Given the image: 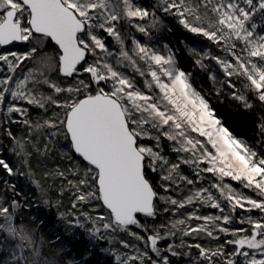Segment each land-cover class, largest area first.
Instances as JSON below:
<instances>
[{
    "label": "snow or ice",
    "instance_id": "1",
    "mask_svg": "<svg viewBox=\"0 0 264 264\" xmlns=\"http://www.w3.org/2000/svg\"><path fill=\"white\" fill-rule=\"evenodd\" d=\"M159 8L165 14L178 17L186 30L202 34L226 53V57H218L192 50L198 56L195 63L202 68L206 67L205 59L217 62L226 77L224 86L234 90V99L251 108L245 93H252L264 103V29L258 31L260 25L254 22L258 14H264V0H161ZM149 17L155 28L159 23L155 12L150 13L135 0H0V46L14 42L33 45L24 52L0 54V106L7 113L15 112L22 117L27 115V109L17 101H26L41 109L50 104L63 110L62 117L55 114L56 119L38 122L34 129L28 120L23 123L37 133L42 128L55 129L49 133V140L62 130L72 150L86 162L83 178L69 184L78 193L76 202L97 200L108 210L107 217L103 214L96 217L103 223L94 227L92 234L99 233L101 228L128 232L146 246L141 250L120 241L125 248L134 250L133 254L116 257L121 264H170L168 256L161 255L158 242L166 236H175L177 231H182L183 236L203 234L214 240H220V234L231 237L215 248L200 243L185 244L182 240L179 247L198 250L195 257L190 251L185 253L192 264H264V155L235 138L215 118L207 100L192 87L190 74L177 66L173 51L166 45L163 46L165 54L161 48L133 37L131 50L126 49L118 25L127 21L151 41L149 28L133 23ZM101 33L119 46L117 53L114 54ZM45 41L54 42L55 58L42 57L38 67H28L18 73L22 64L43 50ZM89 55L93 57L91 62ZM114 55L115 59L110 60ZM227 56L234 58L235 63ZM121 66L131 68L135 75L121 71ZM50 71L58 72L65 79L87 74L89 81L76 79L75 83L61 87L51 81ZM136 75L144 78L145 90L138 86ZM233 76L237 77L235 82L231 79ZM91 84L98 87L92 89ZM44 86L56 94L67 95L55 98L45 95L40 91ZM9 97L11 102H7ZM259 128L264 134V123ZM144 138L156 141L155 150L140 142ZM162 138L172 141L173 150L188 153V157L169 164L161 155ZM209 146L213 151H209ZM48 147L46 143L44 150ZM17 148L18 154H23L24 143L17 142ZM157 161L161 170L166 167V174L161 177L168 182L161 185L165 192L174 190L173 186L180 189L179 182L194 185L203 179L202 173L215 175L218 182L207 188L188 189L181 199L159 195L147 177L148 172L157 170L153 166ZM203 163L208 167L200 168ZM181 164L194 167L196 180L179 175ZM0 167L9 175L14 174L4 159H0ZM225 177L239 182L244 189L255 193L256 198L224 184ZM157 200L171 206L163 208L164 212L198 204L215 209L218 214L201 216L194 210L186 219L171 223V229L176 231L161 235L158 229H146L139 219V214L147 217L158 214ZM19 207L16 200L10 204L0 202V232L6 234V239L0 241V249L9 253L8 260H0V264H56L51 259H42L33 235L14 225ZM238 210L248 215L237 217ZM253 211H258L259 216L253 217ZM83 215L92 219L87 213ZM191 220L201 223L189 226ZM75 223L83 227L79 220ZM234 223L238 227H230ZM131 226L143 229L147 238L132 232ZM181 226L184 227L181 229ZM168 227L160 226L161 229ZM17 240L19 243H14ZM227 246H232V250L228 251ZM173 247L168 245L167 251L173 256L179 255ZM149 251L155 254V259Z\"/></svg>",
    "mask_w": 264,
    "mask_h": 264
},
{
    "label": "rangeland",
    "instance_id": "2",
    "mask_svg": "<svg viewBox=\"0 0 264 264\" xmlns=\"http://www.w3.org/2000/svg\"><path fill=\"white\" fill-rule=\"evenodd\" d=\"M159 3L161 0H157ZM136 3L141 5L143 7V3L141 0H135ZM201 12L204 11L203 8L200 9ZM151 13V12H150ZM159 23L156 27L161 26V21L156 16ZM262 20H264V14H258L254 18V22L260 25V28H258V31L261 29H264V23H262ZM133 23H140L144 24L146 27L153 28L152 27V18H146L145 20H134ZM118 27L120 28L121 34L122 32L126 31L127 28L132 27V25L128 24L127 21L121 22ZM155 27V28H156ZM133 28V27H132ZM133 33L135 35L142 34L139 33L134 29ZM128 34V33H126ZM102 35V33H101ZM124 35V34H122ZM105 38V33L104 35ZM125 40V46L128 47V43L126 42L127 36L124 37ZM106 42V41H105ZM107 43V42H106ZM109 46H111V50L115 53L118 51H115L114 49L117 48L118 45L115 44L113 41L112 43H107ZM213 50L210 49H203V48H191L190 51L193 53L192 50H195L197 53H203V52H210L214 56L218 57H226V53L219 47L216 43H214ZM21 49L17 50H6V48L0 46V54L10 52V51H16V52H24L27 51L30 47L33 45L30 43H20ZM42 51H38L35 54V57L31 61H26L24 64L21 65V69H18V73L26 69L28 67H38V62L42 57L45 56H51L53 59L55 58V52L52 45L48 43V41H45L44 44H42ZM166 54V51L164 52ZM196 59H198V56L195 55ZM89 62L92 61L93 57L91 55L88 56ZM115 57L110 58V60H114ZM227 59H229L232 63H235L234 58L231 56H227ZM210 61L209 63L211 66H214L212 78L215 77L216 82L222 87H225L229 90L234 91L233 89L224 86L223 81L226 79L222 69L217 64V62L211 58L205 59L203 63L206 65V62ZM126 74V71H124ZM216 72V73H214ZM190 74V73H189ZM84 74L79 75L78 77H74L73 79H65L62 77L58 72L56 71H50L48 73V76L50 77L51 81L54 83H57L61 87H67L68 84L75 83L76 79H83L86 83L89 81V78L86 76H83ZM136 81L138 86L142 89H144V78L139 77L136 75ZM233 81L237 80V77L233 76L231 78ZM190 82H191V74H190ZM192 84V82H191ZM96 85V84H95ZM193 87V85H192ZM194 88V87H193ZM196 90V89H195ZM237 90H239V86L237 85ZM41 92H43L45 95H52L54 98L59 95L61 97L66 96V93L56 94L55 92L50 91L46 86L41 87ZM197 91V90H196ZM199 92V91H197ZM200 93V92H199ZM201 94V93H200ZM202 95V94H201ZM203 96V95H202ZM204 97V96H203ZM7 102H11V98H8ZM19 106L27 109V115L26 116H20L18 113H7L5 108L3 106H0V130H1V122L2 118L5 116L7 117L11 122H15L18 125V128L20 132H26L28 133L29 137H15V140L13 141V146L11 148V159L12 164L16 168H13L14 174L21 175L23 179V185L24 188L21 190V195L18 197H14L13 200H16L20 207L16 210L20 211V208L25 207H37V208H44V205L53 204L57 209H59V217L61 218L62 223L64 224L66 233L70 234L73 232H76V230H83L88 237L91 239V244L102 247L103 250L113 253L115 256V260L118 264H121L119 260L116 259L117 256H123V255H130L133 254L132 248H125L123 244L120 243V241H126L127 243L131 245H136L141 248V250L145 249V245L141 242L136 240L133 236L129 235L128 232H121L116 231L112 232L110 230H104L101 228V231L95 235L92 234V230L94 227H99L102 225L103 221L96 220V217L98 215H105V217L108 216V210L102 206L101 201L92 200L89 203H82V202H76V196L78 195L76 189L72 187L69 184V181H72L74 184L78 183V180L80 178H83V170L85 168V164L81 162V157L77 156V158L73 157V152L70 141L65 139V135L63 134V131L61 130L59 134H57L54 138H52L50 141L48 139H45L44 142H47L49 145L47 151L44 150V146L41 144V138L44 135H49L50 132L56 131L55 129H49V128H42L39 130V133H37L35 130L30 131L29 126L24 124V120H28L29 123L32 125L33 129L35 128V125L38 123V118L41 119V115H46L47 113L49 116H44V120L48 119H56L55 114H60V112H63L62 109H59L55 107L54 105H47L45 109H41L36 105H29L26 101H17L16 102ZM37 113L36 118H33V114ZM41 114V115H39ZM62 117V114H60ZM216 118V116H215ZM34 119V120H32ZM37 119V121H36ZM43 120V121H44ZM47 132V133H46ZM156 133H153L155 135ZM192 136L198 137V134L191 133ZM32 137V138H31ZM203 139V138H200ZM239 140V139H238ZM242 141V140H241ZM17 142L24 143V150L23 154H18L19 149L17 148ZM142 144L154 147L155 150V144L156 141L149 138H144L140 141ZM35 147H32V146ZM175 145L172 141H168L166 139H161L160 141V151L161 155H163L166 160L169 162V164H176L179 162L180 158H187L188 153H182V152H176L174 151ZM209 151H213L211 147L209 146ZM1 154V151H0ZM75 154V153H74ZM1 156V155H0ZM31 160H33V167L29 166ZM66 164L69 165V168L67 171H65V168H61V166ZM62 166V167H63ZM157 170L154 172L156 173L157 177V185H158V194L162 196L172 195L174 198L181 199L184 195L188 193V189L195 190L196 188H207L212 183L218 182V178L211 174V173H202L203 179L197 180L194 185H186L183 182H179L181 187L180 189H175V186H173L174 190H171L169 192H165L163 188L161 187L162 184L168 183L161 179L163 175L166 174V167L164 170L160 169V162L157 161L155 165H153ZM208 167L207 163H203L200 165V168H206ZM179 175L181 176H187L190 179L193 177V180H196L195 175V169L192 165H185L181 164L179 168ZM62 172L64 175L61 176L59 173ZM191 176V177H190ZM224 184L231 185L234 189H236L239 192H243L245 195L255 197V193H253L250 190L244 189L243 186L236 181H232L231 178L225 177L223 179ZM85 189L81 188V191H84ZM214 194L218 196V193H216V190H212ZM1 202V201H0ZM76 202V206L73 207V203ZM157 208H159L161 212V219L159 221L158 225L150 224L149 226H146V229L153 230L158 229L160 230L161 235H164L167 231H176L175 229H171L170 225L172 222L180 219H186L189 213H191L194 210H198V214L201 216L204 215H215L218 214L217 210L212 209L210 207H204L200 205H189L185 208L178 209L177 211H168L164 212L162 211L163 208H171L170 205L165 204L163 201L157 200L156 201ZM84 213H87L89 217L92 219H87L84 217ZM259 213L258 211H253L251 215ZM242 215H248L247 213H242L240 210L237 211L236 216L240 217ZM256 217L259 216V214L255 215ZM253 216V217H255ZM79 220L80 224L83 225V227H80L78 224L75 223V221ZM95 220V224H93V221ZM14 225L18 228V230H24L33 235V239L40 247L42 244V235L37 231V229L34 226H31L30 224H17L15 222L14 218ZM198 223H201V221L191 220L188 221L189 226H195ZM161 225H168V228L161 229ZM184 226H181V229ZM230 227H238L235 223L231 225ZM245 227H247L245 225ZM132 232H137L141 236H145V231L143 229H138L135 226H131ZM221 239L220 240H214L211 238H208L201 234L200 236H183L182 231H177V234L175 236H166V238L162 239L158 242V247L162 250L161 255H167L168 258L170 256H173L170 252L167 251L168 245H173V250L180 253L179 255L174 256L176 259L174 262L170 261V264H192L191 259L189 256L185 255L187 252H191L192 257H195L198 255V250L194 247L191 249H188L186 247H179L181 244V241L185 244H196L200 243L204 247H211L215 248L218 244L222 243L225 238H231V237H225L224 234H220ZM6 239V238H5ZM19 243V241H15ZM14 242V243H15ZM54 246V245H53ZM51 245V248L53 247ZM232 250L231 248H228V251ZM5 255L0 258L2 260H8L9 253L5 252ZM52 255L47 256L48 259H51L56 262V264H83V261L77 260L75 258L70 257L68 261H64L62 257L63 250L60 246L55 245L53 247ZM27 254V253H26ZM149 254L155 259L156 256L154 253H151L149 251ZM181 261V262H180Z\"/></svg>",
    "mask_w": 264,
    "mask_h": 264
},
{
    "label": "trees",
    "instance_id": "3",
    "mask_svg": "<svg viewBox=\"0 0 264 264\" xmlns=\"http://www.w3.org/2000/svg\"><path fill=\"white\" fill-rule=\"evenodd\" d=\"M141 1L143 3V7L147 8L149 12H155L156 16L161 21V26L149 29V34L152 37L151 41H149L148 37L144 36V34L135 35L133 33L134 28H127L126 31L122 32L124 37L127 36L126 42L128 43V47H126V49L131 50L133 37L141 40L143 43H150L155 47L161 48L162 52H165L163 46L166 45L167 48L173 51L177 61V66L184 72L191 74V82L194 89L199 91L204 96L210 108L214 111L216 118L221 121L222 125L228 128L235 138L247 142V144L253 146L258 152H260L261 155H264V143H260V141H264V134H261L259 128V125L264 123V103L259 102L254 94L245 93L248 95L249 103L252 105L251 108H246L242 102L233 98L232 90L228 91L225 87L220 89L219 87L221 86L215 79L212 78L214 66H211L209 63L210 61L207 60L206 67H200L195 63L196 57L190 51L191 48L213 50V42L208 40L202 34H194L186 30L179 23L178 17L175 15L165 14L162 10H160V3L157 0ZM102 35H104V33H102ZM105 41L107 43H112L113 39L105 34ZM48 43L52 45L53 48L56 47L53 42L48 41ZM17 49H21L20 44L6 48V50ZM114 50L119 51V46H117ZM120 70L126 71L129 75H135L131 68H124L121 66ZM83 76L89 78L87 74H84ZM235 81L236 80H234V82ZM90 87L95 89L98 86L91 84ZM60 114H62V112H60ZM5 116L2 118L0 130V159H4L11 167V165L13 166V161L10 155L12 153L11 148L15 137L27 138L29 136L28 133L26 134L24 131L20 132L18 125L15 122H11ZM36 116L37 113H34L33 118L35 119ZM44 116H49V114L47 113L46 115H41V119L38 118L39 123L43 122L45 118ZM9 132H11V137L9 136ZM45 139H48L47 134L39 140L41 141L40 145L44 146L47 143L44 142ZM74 153L75 152L72 153L73 157L77 158ZM81 162L86 165V162L82 159ZM29 166L33 167V160H31ZM62 166L61 168H65V171L69 168V165L66 166V164L63 167ZM13 167L16 168L15 166ZM147 177L153 184L154 189L157 191L158 179L156 177V173L148 172ZM191 178L193 179V177ZM23 188L24 185L21 175H9L5 169L0 167L1 202L10 204L14 197L21 195V190H23ZM43 207L44 208L32 206L25 208L22 207L20 208V211L15 213V222L17 224H30L31 226H34L39 233H41L42 244L40 245V251L42 259L47 258L49 255L53 257L51 251H53V247L55 245H58L63 250L61 258L65 262L73 256V258L83 261V264H118L113 253L103 250L102 247L92 245L90 243L91 239L83 230H76V232L70 234L66 233L64 224L59 217V209L53 206V204L44 205ZM257 214L259 213H256L253 216ZM139 219L145 227L150 224L158 225L161 219V212L158 208V214L155 217H147L143 214H139ZM5 238L6 234L4 232H0V241H4ZM51 245L54 246L51 248ZM227 247L231 248V246ZM4 255L5 253L3 252V249H0V258ZM169 258L172 262L176 259L174 256H170Z\"/></svg>",
    "mask_w": 264,
    "mask_h": 264
},
{
    "label": "water",
    "instance_id": "4",
    "mask_svg": "<svg viewBox=\"0 0 264 264\" xmlns=\"http://www.w3.org/2000/svg\"><path fill=\"white\" fill-rule=\"evenodd\" d=\"M20 43H22V42H14L13 44H11V45H7V46H2V47H4V48H10V47H12V46H14V45H18V44H20ZM54 43V42H53ZM76 154V153H75ZM77 156H79L78 154H76ZM80 157V156H79Z\"/></svg>",
    "mask_w": 264,
    "mask_h": 264
}]
</instances>
